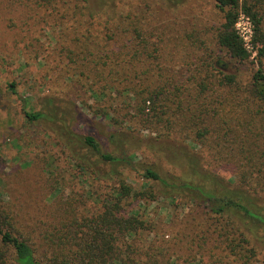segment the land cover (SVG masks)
Segmentation results:
<instances>
[{
    "label": "rangeland",
    "instance_id": "1",
    "mask_svg": "<svg viewBox=\"0 0 264 264\" xmlns=\"http://www.w3.org/2000/svg\"><path fill=\"white\" fill-rule=\"evenodd\" d=\"M53 2L55 9L41 5L16 27L0 20V212L6 224L38 234L52 224L58 205L78 218L95 216L124 181L139 193L120 201V214L143 227L116 245L138 264H264L262 229L253 255L233 254L225 243L230 228L193 189L202 186L217 197L241 190L264 206V165L247 158L249 149L264 150V136L254 142L251 134L260 131L246 127L249 113L240 105L218 112L230 120L231 133L214 127L212 113L201 115L202 123L191 120L204 85L206 96L218 93L217 74L233 75L244 90L264 69L257 51L237 60L216 43L228 8L220 10L216 0ZM258 14L264 33V3ZM90 51H114L119 62L94 65ZM144 89L141 97L161 93L157 104L135 96ZM241 91L234 92L238 102ZM25 111L43 117L30 121ZM236 118L243 127L235 126ZM86 135L97 141V151L76 138ZM103 153L125 161H105ZM146 169L165 183L145 178ZM231 217L244 230L241 215Z\"/></svg>",
    "mask_w": 264,
    "mask_h": 264
},
{
    "label": "trees",
    "instance_id": "2",
    "mask_svg": "<svg viewBox=\"0 0 264 264\" xmlns=\"http://www.w3.org/2000/svg\"><path fill=\"white\" fill-rule=\"evenodd\" d=\"M52 1L68 4V0H0V20H6L7 23H11V26L16 27V20L24 23L29 17V11H35L34 9L39 8L41 5L45 6L49 3L55 9L58 4L52 3ZM216 2L220 10H224L225 7L228 8L225 12L222 29L219 30L216 36L218 46L237 60H245L248 57V53L234 31L238 10H241L242 13L250 18L253 24L254 46L259 56H264V33L262 31L261 18L258 14V9L263 6L264 0H216ZM139 45L136 42L134 46L137 49H141L142 47ZM102 53L104 54L89 52L94 65L99 63L105 66L110 61L118 59V54L114 51L109 54L104 51ZM130 57H132V54ZM116 61L119 62V59ZM120 61H124V58L122 57ZM218 64L220 70L223 64L220 62ZM91 68L96 70V67ZM213 70L215 69L210 71ZM221 70L219 73L223 72ZM112 72L113 69L109 68V76H111ZM115 74L119 75L116 71ZM221 74H217L218 83L216 86L218 87V93L214 97L206 96V92H208L206 85H204L199 95L195 97L198 111L197 115L191 120L194 123L200 120V123H202L203 118L199 117L212 113L215 115L211 118L215 120L214 127L220 131L231 133L233 127L228 124L230 120L224 118V115H218V112L232 110L240 105L241 109L247 111L250 116L245 121L246 127L249 130L256 127L260 131L251 134L254 142H256L260 136H264V69L258 68L252 74V78L244 86V90L239 87L233 75ZM236 89L242 90L241 92L245 95L241 102H238L234 95ZM144 91L145 89L134 90L135 96L144 105H147V102L157 104V99L161 93L150 90L149 92L147 91L146 96L141 97L140 94H143ZM155 104L153 106H156ZM24 115L30 121L43 117L41 112L25 111ZM255 119L259 122L258 126L255 124ZM235 126L243 127L240 118L235 119ZM197 136L204 137L205 135L199 132ZM76 138L93 151H97L99 148L97 141L92 136L86 135ZM100 156L105 161H125L124 157H113L107 153H103ZM247 158L255 162L260 160L262 161L260 162L261 165H264V150L249 149ZM258 170L259 167H255L252 172ZM143 175L150 181L165 183L151 169H146ZM246 184L248 185V182ZM180 187L191 188L188 183H183ZM201 187H194L193 189L197 188V193L207 202V209L217 218H223L226 222L225 225L230 228L225 236L227 249L247 260L254 254L252 247L256 245L252 244V241L253 243L256 240L258 241L259 228L262 229L264 234V206L261 208L255 204L254 200L241 190L227 191L217 197L213 190H204ZM138 193L133 192L132 188L124 181H119L116 192L112 194V199L105 200L103 210L92 217L78 218L70 213L73 209L58 205L59 209L56 206L57 209L52 216V224L50 226L47 225L49 227L38 232V234H24L15 230L11 225L6 224V217L0 212V264H138L129 253L122 252L121 248L116 245L120 237L133 232L136 233L143 227V222L133 216L124 217V215L120 214V201L125 197ZM237 213L246 221L244 230L240 229L237 225V220L231 217ZM224 216L228 217L229 220L227 221ZM224 228L223 226L222 229ZM230 235L233 236L231 237ZM243 244H247V248H244ZM249 244H251V248ZM219 263L221 261L214 264Z\"/></svg>",
    "mask_w": 264,
    "mask_h": 264
},
{
    "label": "built area",
    "instance_id": "3",
    "mask_svg": "<svg viewBox=\"0 0 264 264\" xmlns=\"http://www.w3.org/2000/svg\"><path fill=\"white\" fill-rule=\"evenodd\" d=\"M234 31L245 51L251 56H255L257 49L253 43V24L247 15L242 12L238 13L234 23Z\"/></svg>",
    "mask_w": 264,
    "mask_h": 264
}]
</instances>
